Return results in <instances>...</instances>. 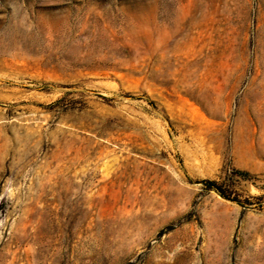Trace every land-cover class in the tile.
<instances>
[{"label": "rangeland", "instance_id": "1", "mask_svg": "<svg viewBox=\"0 0 264 264\" xmlns=\"http://www.w3.org/2000/svg\"><path fill=\"white\" fill-rule=\"evenodd\" d=\"M0 264H264V0H0Z\"/></svg>", "mask_w": 264, "mask_h": 264}, {"label": "trees", "instance_id": "2", "mask_svg": "<svg viewBox=\"0 0 264 264\" xmlns=\"http://www.w3.org/2000/svg\"><path fill=\"white\" fill-rule=\"evenodd\" d=\"M202 182L211 189H214L216 192H218L220 195L224 197H228L227 190L223 187V185L218 182L217 180H211V179H204Z\"/></svg>", "mask_w": 264, "mask_h": 264}]
</instances>
